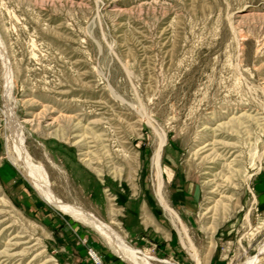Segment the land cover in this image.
Segmentation results:
<instances>
[{
	"label": "rangeland",
	"instance_id": "obj_1",
	"mask_svg": "<svg viewBox=\"0 0 264 264\" xmlns=\"http://www.w3.org/2000/svg\"><path fill=\"white\" fill-rule=\"evenodd\" d=\"M1 51L0 264H133L13 127L148 264H264V0H0Z\"/></svg>",
	"mask_w": 264,
	"mask_h": 264
},
{
	"label": "bare ground",
	"instance_id": "obj_2",
	"mask_svg": "<svg viewBox=\"0 0 264 264\" xmlns=\"http://www.w3.org/2000/svg\"><path fill=\"white\" fill-rule=\"evenodd\" d=\"M0 54L3 58L5 57L2 51ZM6 65H7V62H6ZM7 82L8 84L6 86L9 87V90H6V95L8 98L10 95V83H9L10 81H7ZM10 117L11 118L14 117L12 112L10 113ZM13 119H14L13 122L16 123L17 120L15 118ZM17 128L13 127L14 134L18 135V138L16 137V140H15V147L17 149V158L22 163V165L25 167L26 171L30 174L28 175L31 176V180L35 183V187L38 190L40 196L48 204L52 205L56 209H59L61 211H64L65 213H68L75 219L80 220L84 224L90 226L94 230L98 231L100 234L104 235L108 239L110 245L113 247V250L117 252L118 254H120L125 260H128L132 262L133 264H148L145 260H143L138 255V252L133 250L130 246H128L123 240V238L120 237V235H118L115 231H113L111 227L99 221L94 215H92L91 213L85 211L84 209L80 207H73V206L64 204L54 195V193L52 192V189L50 188L48 181L45 180V178L42 176V173L40 170L41 167L33 163L32 158L30 157L29 153L25 149L26 147L23 146L24 145L23 140L25 138H23V135L19 131V128L18 129Z\"/></svg>",
	"mask_w": 264,
	"mask_h": 264
}]
</instances>
